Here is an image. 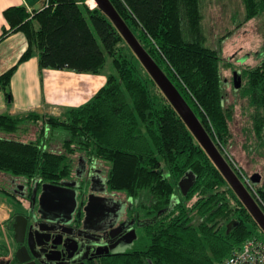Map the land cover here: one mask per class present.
<instances>
[{
	"label": "trees",
	"instance_id": "obj_1",
	"mask_svg": "<svg viewBox=\"0 0 264 264\" xmlns=\"http://www.w3.org/2000/svg\"><path fill=\"white\" fill-rule=\"evenodd\" d=\"M89 1L47 0L40 10L20 6L4 12L10 28L0 41L21 31L29 42L19 63L0 76L9 105L13 74L35 54L41 69L105 75L107 81L88 102L60 116L0 113V176L5 177L0 190L22 207L36 185L39 191L75 180L84 163L108 164L107 192L135 202L129 216L137 223L136 238L127 250L87 264H216L248 241L264 240L258 223L121 33ZM111 1L238 176L245 181L260 175L247 186L264 209V173L252 174L233 153L240 149L264 170V53L251 54L242 64L233 57L227 63L233 74L228 84L218 51L208 46L203 0ZM240 1L243 18L223 37L264 15V0ZM235 73L241 79L238 89ZM188 178L184 194L180 183ZM9 180L23 189L17 185L11 192Z\"/></svg>",
	"mask_w": 264,
	"mask_h": 264
},
{
	"label": "flooded vegetation",
	"instance_id": "obj_2",
	"mask_svg": "<svg viewBox=\"0 0 264 264\" xmlns=\"http://www.w3.org/2000/svg\"><path fill=\"white\" fill-rule=\"evenodd\" d=\"M83 166L78 173L81 177L77 176L66 184L53 186L56 191L53 192L54 195L64 197L72 194L75 197V204L69 199L64 200L61 205L53 203L55 207L68 212V215L61 218L64 223L50 221L49 218L53 217L50 213L46 214L47 219H42L38 199L34 202L32 197L27 198L24 203L25 207L29 206L27 209L22 207L16 211V215L23 214L29 218V227L35 223L34 219L37 220L38 227L34 228L37 232L31 244L29 233L24 243H17L13 237L14 257L10 264H19L15 253L22 246L28 248L31 259L39 264H87L96 257L113 253L112 248L122 252L132 246L133 238L130 236L132 230L136 231L137 223L129 216V209L134 205L124 206L125 216L121 217L122 220L113 222L115 212H118L112 201L115 194H109L105 184L101 186L96 179L98 174H94V177L89 175L94 170L91 169L94 164L84 163Z\"/></svg>",
	"mask_w": 264,
	"mask_h": 264
},
{
	"label": "crops",
	"instance_id": "obj_3",
	"mask_svg": "<svg viewBox=\"0 0 264 264\" xmlns=\"http://www.w3.org/2000/svg\"><path fill=\"white\" fill-rule=\"evenodd\" d=\"M47 0H0V36L3 30L9 29L10 25L5 19L4 12L10 7H26L28 11L34 10L35 5ZM41 7V8H42ZM29 46L24 32H15L0 41V76L19 63L23 53ZM104 78L103 86L107 78L105 75L83 74L69 70L41 69L38 55L35 54L29 60L18 65L11 78V91L13 94L12 104L9 105L3 90L0 89V113L20 114L27 111H39L56 116L77 108L88 102L103 86H99L92 95L83 102L74 104L89 91L86 84L70 83L69 81L80 80L81 77ZM0 176V180L4 179ZM15 182V180H13ZM9 180L11 192H16V186ZM19 185L18 190H22ZM16 201L13 196L0 190V264L4 260H12L14 255L7 254L8 240L11 242L14 231L10 222L16 215ZM14 220V219H13ZM15 248V245H14ZM9 257V258H6Z\"/></svg>",
	"mask_w": 264,
	"mask_h": 264
},
{
	"label": "water",
	"instance_id": "obj_4",
	"mask_svg": "<svg viewBox=\"0 0 264 264\" xmlns=\"http://www.w3.org/2000/svg\"><path fill=\"white\" fill-rule=\"evenodd\" d=\"M95 2L97 4L96 7H98L112 21V23L121 33L124 40L130 46L142 66L145 68V70L160 88L161 92L166 96V98L170 101L172 106L181 116L187 127L192 132L193 136L206 151L214 165L222 173L228 184L240 198L241 202L244 204L246 209L249 211V213L252 215V217L258 223L259 227L264 233V209L247 186L249 183L251 185V183L258 182L260 180V175L254 174L250 180L245 181H243L238 176V174L230 165L227 157L222 153L219 146L216 144L211 134L200 121L194 110L191 108V106L188 104L186 99L180 93L175 84L170 80L164 70L157 64V62L141 44L133 31L119 14L112 1L95 0ZM41 7L42 3H39L35 5L34 10H40ZM234 84L236 89L241 86V79L240 77L235 78V74ZM191 179L192 178L184 179L180 183L184 194H186L188 190V188H185V186L188 185V182L191 181ZM41 191V194L37 195V190H35L33 192L31 200L35 202V200L38 199L39 213L43 215L42 219H47L48 216L46 214L50 213L51 215H53L52 218H49L50 221L56 223H64L63 220L61 221V218L64 217L63 215H68V212L60 210L59 207H55L53 203L61 205L64 200L66 201L67 199H69L72 200V204L73 202L75 204L76 202L74 195H63L64 197H61V195L58 196L57 194L54 195L53 192H56L55 188L49 185H44ZM34 222L35 223L29 227V218H27V216L23 214H17L14 217L13 231L14 239L17 243H24L26 235L29 233L31 244V241L34 240V237L36 236L35 232H37L34 231V228L38 227L37 220L34 219ZM130 238H136L135 231L132 230ZM28 253V248L26 246H22L21 248H19L15 253L18 263L39 264L37 261L32 260ZM1 264H10V260L2 261ZM56 264L61 263L58 262Z\"/></svg>",
	"mask_w": 264,
	"mask_h": 264
},
{
	"label": "rangeland",
	"instance_id": "obj_5",
	"mask_svg": "<svg viewBox=\"0 0 264 264\" xmlns=\"http://www.w3.org/2000/svg\"><path fill=\"white\" fill-rule=\"evenodd\" d=\"M89 4L91 7H96L95 5L92 6V0L89 1ZM203 14H204V21L203 25L205 28V32L207 34V41L208 46L211 48H214L218 51L220 57H221V65H222V71L224 77H226V82L230 83V77L233 75L232 72L229 69V66L227 63L233 61V57L238 59L237 63H244L245 61L250 59L251 54H255L256 56H260L264 53V15L263 17L253 20L249 22L246 27L238 29L235 33L232 35H228L227 38L223 37L224 34L228 30H234L236 24L240 22V19L243 18L244 10L241 5L240 0H203ZM223 35V36H222ZM223 37V38H221ZM221 38V39H220ZM252 61L254 62L255 59L253 58ZM238 74L235 73V78ZM70 83H77L80 84H86L89 86V91L83 95V97L79 98L77 101H73L72 103L78 104L83 102L87 97L92 95L96 90H98L99 86H103L104 78H92L90 76H84L81 77L80 80L69 81ZM96 89V90H93ZM234 129L236 131V136L238 137V141H241V138L239 136V126L238 124L236 127L234 126ZM31 139L35 138V135H32L30 137ZM58 139H62L63 137L60 135L57 136ZM240 149L233 150V153H235L237 159L242 163V165L247 168L249 171L252 172V174L256 173L257 170H261L260 172L264 173L263 167L261 164L254 165L251 164L250 161L246 158V156L240 152ZM95 164L97 166H95ZM97 168V169H96ZM91 169H94L89 175H92L94 177V174L98 177L96 179L99 180L101 186H104L105 184V176L108 171V164L106 163H98L97 161L94 162V166L91 167ZM89 169V171L91 170ZM98 170L100 173H98ZM100 169V170H99ZM78 177H81L80 174H78ZM0 185H3L0 182ZM7 186V185H4ZM38 189L37 185L34 187V190ZM41 190L37 192V195L41 194ZM115 196V197H114ZM112 199L114 208L118 211L115 212V215L113 218V222L118 221V219L123 218L125 216V210L124 206L127 207V205H134V200L127 199L124 194H115ZM16 205V204H15ZM21 204L16 205V210L19 211L20 208L27 209L29 206H22L19 207ZM29 205V202L28 204ZM15 217V216H14ZM125 218V217H124ZM122 220V219H121ZM7 254L10 252L14 255V243L13 239L10 242L8 240L7 243ZM120 249L112 248V252H118ZM9 258V257H6ZM10 260V259H8ZM7 261V260H6Z\"/></svg>",
	"mask_w": 264,
	"mask_h": 264
},
{
	"label": "built area",
	"instance_id": "obj_6",
	"mask_svg": "<svg viewBox=\"0 0 264 264\" xmlns=\"http://www.w3.org/2000/svg\"><path fill=\"white\" fill-rule=\"evenodd\" d=\"M216 264H264V240L248 241L225 261Z\"/></svg>",
	"mask_w": 264,
	"mask_h": 264
},
{
	"label": "bare ground",
	"instance_id": "obj_7",
	"mask_svg": "<svg viewBox=\"0 0 264 264\" xmlns=\"http://www.w3.org/2000/svg\"><path fill=\"white\" fill-rule=\"evenodd\" d=\"M92 4H94L95 6H97V4H96L95 0H92Z\"/></svg>",
	"mask_w": 264,
	"mask_h": 264
}]
</instances>
